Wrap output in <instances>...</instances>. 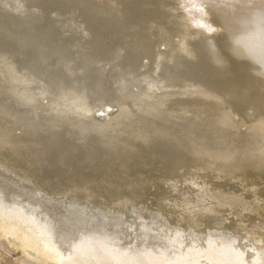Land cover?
<instances>
[{"label": "bare ground", "instance_id": "bare-ground-1", "mask_svg": "<svg viewBox=\"0 0 264 264\" xmlns=\"http://www.w3.org/2000/svg\"><path fill=\"white\" fill-rule=\"evenodd\" d=\"M177 1L0 0V246L22 263L264 264V0ZM69 149L103 167L80 182Z\"/></svg>", "mask_w": 264, "mask_h": 264}, {"label": "rangeland", "instance_id": "rangeland-1", "mask_svg": "<svg viewBox=\"0 0 264 264\" xmlns=\"http://www.w3.org/2000/svg\"><path fill=\"white\" fill-rule=\"evenodd\" d=\"M63 137V136H62ZM66 143V142H65ZM151 146H153V147H150V146H148V148H152V149H149L150 150V152H153L154 154H156V159H158L159 157H157V155L159 154V153H161V152H159L157 149L158 148H155V146H156V144H151ZM93 153V154H92ZM78 155V156H77ZM96 155L94 154V152H93V150L91 151L90 149L88 150L87 149V153H86V151H83V152H79L78 150H76V151H72L71 149H69V152L65 155V158H67V157H71V159H68L67 160V165L69 164V163H72V165L70 166V170H74V171H76V172H78V174H76V177L79 179V177H81V176H83V175H85V178L88 176V174H94V175H96V171H97V168L98 167H101L102 166V164L100 165V164H94L93 165V162H92V160H93V158L95 157ZM62 157L63 158H59L58 160H59V162H63V159H64V155H62ZM76 157V158H75ZM91 158V159H90ZM80 159H81V161H80ZM90 161V163H91V165L89 164V161ZM96 160V159H95ZM82 161H84V162H82ZM96 162H98V160H96ZM79 163H84V165L82 166V167H84V166H86L87 168H88V171H86V170H83L82 172H81V174H80V168L77 166V164L78 165H82V164H79ZM63 164V163H62ZM88 164H89V166H88ZM64 165V164H63ZM66 166V165H65ZM81 167V168H82ZM103 167V166H102ZM76 169V170H75ZM140 170V169H139ZM94 171V172H93ZM66 175V177L65 178H67V179H71V178H69V177H67V173L65 174ZM85 178L84 179H79V181L80 182H82V181H84L85 180ZM87 179V178H86ZM70 181H74V180H68V184H67V186H63L64 187V189H68L69 190V188H73L74 187V184H73V182L71 183V185L69 184V182ZM138 182V181H137ZM139 183V182H138ZM140 185H137L136 183H135V186H130L129 188L130 189H134L135 191H137V188H139V187H141V186H145L144 185V182L143 181H141V179H140V183H139ZM137 185V186H136ZM136 194H138V195H141L142 193H139L138 191L136 192ZM187 255H190V254H187ZM20 257H21V254H19V251H14V250H11L10 249V247H8L7 245H5V247H1L0 246V264H24V263H22L21 261H20Z\"/></svg>", "mask_w": 264, "mask_h": 264}, {"label": "water", "instance_id": "water-1", "mask_svg": "<svg viewBox=\"0 0 264 264\" xmlns=\"http://www.w3.org/2000/svg\"><path fill=\"white\" fill-rule=\"evenodd\" d=\"M174 2H173V6H174V9L175 10H177V11H179V9H180V5H179V2L177 1L176 2V0H173ZM113 27V29H114V31H111V32H118L119 30L117 29H115L114 28V26H112ZM111 27V28H112ZM103 28H105V27H103ZM110 29V27H108L107 28V30H109ZM106 30V31H107ZM120 33L118 32V35H119ZM116 37H118V36H116ZM114 39V38H113ZM2 45H0V49H2V50H4V51H1L2 52V54L1 55H5V56H9V55H13L14 54V52H15V49H14V47L13 46H11V45H8V44H6V43H1ZM165 48V46H163V45H155V46H153V45H151V46H149V48H148V51L149 52H147V53H149V54H151V55H156L158 52H160L161 50H163ZM55 79V81H52L51 80V82H49V84L51 85V86H53V87H56L57 89H61V87L60 86H56V85H54L55 83H61L62 85H65V82L63 81V80H59V79H57V78H54ZM56 80H58V81H56ZM30 83H32V82H30ZM49 84H47V83H44L43 85L44 86H46V87H48V88H50V85ZM32 85V84H31ZM51 89V88H50ZM5 94V99H7L9 102H12V97L10 96L9 97V95H8V93H4ZM15 104V103H14ZM39 105H41L42 103H38ZM37 105V104H36ZM85 108H86V111L88 112V114H89V111H92L93 112V117L95 116V115H97L98 113H101V115H99L100 117H104L105 116V113H106V109H108V107H104V109H102L101 110V108H99V107H91V105H83ZM82 106V107H83ZM94 112H95V114H94ZM28 114H30L29 112L27 113L26 112V115H28ZM30 118V115L29 116H24V118H23V120H28ZM89 119H90V116L88 117ZM73 130H75V129H73ZM66 135V134H65ZM42 147H45L44 145L42 146ZM68 153V152H67ZM97 158H96V160H98V162H96V160H95V157L93 158V160H92V162H93V165L95 164H103L104 162L100 159V158H98L99 156H96ZM58 164V163H57ZM98 171V170H97ZM94 172V171H93Z\"/></svg>", "mask_w": 264, "mask_h": 264}, {"label": "snow or ice", "instance_id": "snow-or-ice-1", "mask_svg": "<svg viewBox=\"0 0 264 264\" xmlns=\"http://www.w3.org/2000/svg\"><path fill=\"white\" fill-rule=\"evenodd\" d=\"M182 6L190 7V8H197L200 10H202L203 8L199 0H182Z\"/></svg>", "mask_w": 264, "mask_h": 264}]
</instances>
